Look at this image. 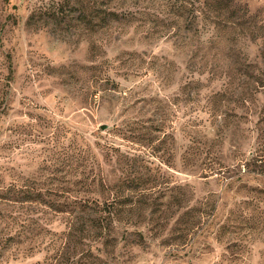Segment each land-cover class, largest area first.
Segmentation results:
<instances>
[{"label": "rangeland", "instance_id": "374dc122", "mask_svg": "<svg viewBox=\"0 0 264 264\" xmlns=\"http://www.w3.org/2000/svg\"><path fill=\"white\" fill-rule=\"evenodd\" d=\"M0 264H264V0H0Z\"/></svg>", "mask_w": 264, "mask_h": 264}, {"label": "trees", "instance_id": "16d2710c", "mask_svg": "<svg viewBox=\"0 0 264 264\" xmlns=\"http://www.w3.org/2000/svg\"><path fill=\"white\" fill-rule=\"evenodd\" d=\"M180 1V6H183L184 0H179Z\"/></svg>", "mask_w": 264, "mask_h": 264}]
</instances>
